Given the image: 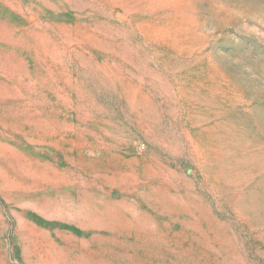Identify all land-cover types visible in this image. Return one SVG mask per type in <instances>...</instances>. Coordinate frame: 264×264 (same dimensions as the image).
<instances>
[{"label": "rangeland", "instance_id": "rangeland-1", "mask_svg": "<svg viewBox=\"0 0 264 264\" xmlns=\"http://www.w3.org/2000/svg\"><path fill=\"white\" fill-rule=\"evenodd\" d=\"M0 264H264V0H0Z\"/></svg>", "mask_w": 264, "mask_h": 264}]
</instances>
